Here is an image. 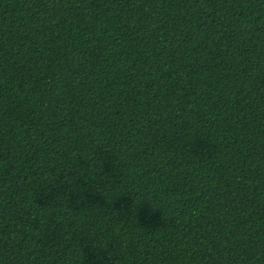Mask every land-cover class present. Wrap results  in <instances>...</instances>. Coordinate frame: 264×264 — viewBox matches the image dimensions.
Listing matches in <instances>:
<instances>
[{
    "label": "trees",
    "instance_id": "trees-1",
    "mask_svg": "<svg viewBox=\"0 0 264 264\" xmlns=\"http://www.w3.org/2000/svg\"><path fill=\"white\" fill-rule=\"evenodd\" d=\"M0 264H264V0H0Z\"/></svg>",
    "mask_w": 264,
    "mask_h": 264
}]
</instances>
